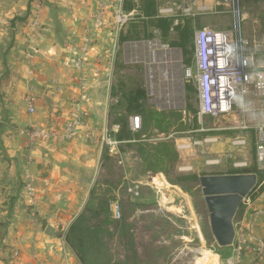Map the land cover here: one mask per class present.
Instances as JSON below:
<instances>
[{
    "label": "crops",
    "instance_id": "0c3cea01",
    "mask_svg": "<svg viewBox=\"0 0 264 264\" xmlns=\"http://www.w3.org/2000/svg\"><path fill=\"white\" fill-rule=\"evenodd\" d=\"M94 6L95 0H50L40 29L32 32L34 0H0V264H81L65 235L103 178L104 147L87 139V128L67 144L30 145L26 132L35 127L61 128L78 103L98 136L116 126L113 108L118 98L112 94L116 72L97 64L109 52V34L90 54L84 91L69 64L72 54L65 48L69 38L82 37ZM28 95L37 96L34 114L28 110ZM28 162L36 204L23 194ZM118 192L113 194L116 199ZM256 206L264 209V192ZM49 226L59 235L48 236ZM260 226L264 236V220ZM249 262L244 258L240 264ZM224 264L236 261L232 257Z\"/></svg>",
    "mask_w": 264,
    "mask_h": 264
},
{
    "label": "rangeland",
    "instance_id": "374dc122",
    "mask_svg": "<svg viewBox=\"0 0 264 264\" xmlns=\"http://www.w3.org/2000/svg\"><path fill=\"white\" fill-rule=\"evenodd\" d=\"M214 3L215 0H156V16L160 9H165L166 17L192 19L195 33L201 27L225 33L238 52L244 51L249 57L262 59L264 2L235 0L233 8L240 11L237 19L236 15H224L225 10ZM180 5L183 11L177 10ZM142 8L143 4L141 11ZM188 8L189 11L185 13ZM242 15L244 21L240 19ZM180 22L183 23L181 19ZM121 34L131 39L118 43L113 72L117 65L126 69L113 74L112 94L120 98L124 93L138 88L146 92L143 109L152 108L158 114L153 122V130L146 132L141 113L129 115V122L133 117H141L142 128L135 133H142L143 141H172L175 144L179 157L174 166L175 174H196L200 179L205 175L246 174L245 170L256 168L252 134L235 130L219 131L237 127L238 114L205 119L204 129L211 131L195 132L201 127L197 118L201 95L195 37L174 29L168 38L163 39L157 28L143 24L135 27L128 25ZM184 39L187 53L177 46ZM166 50L174 53L169 54ZM177 57L181 64L180 70H177L181 72V94L177 85L171 82L172 76L176 75ZM164 127H168L167 131H161ZM222 136L228 140L220 139L219 144L214 145L206 142L200 149L192 145L196 139ZM240 138L247 141L246 145L236 147L235 142ZM115 157L122 169L123 180L118 188V199L122 215L131 224L133 245L123 235L108 239L114 261L127 264H219L220 260L224 264L232 259L236 247L221 248L212 236L209 213L199 181L195 187L200 192L188 194L173 186L163 174L144 172L146 163L135 148L125 147ZM102 177L118 180L117 168L109 164L104 167ZM138 182L142 186L139 197L134 198L128 193V188ZM171 190L177 191L181 198L169 205L172 209H168L164 205V193ZM180 200L184 201L182 206ZM239 215L240 212L235 220Z\"/></svg>",
    "mask_w": 264,
    "mask_h": 264
},
{
    "label": "built area",
    "instance_id": "2783aa9c",
    "mask_svg": "<svg viewBox=\"0 0 264 264\" xmlns=\"http://www.w3.org/2000/svg\"><path fill=\"white\" fill-rule=\"evenodd\" d=\"M50 0H34L33 20L31 22V31L35 32L41 27V18L44 8ZM235 0H215V6L222 7L225 10L224 15H236L239 18L240 11L234 10ZM228 3V4H227ZM127 0H95V6L90 18L84 24V34L80 39L69 38L65 43V48L72 54L69 64L76 69L79 75V85L81 90H85L86 68L90 65V54L96 48L97 43L102 39L105 33L111 37L109 52L106 59L101 57L97 60L99 67L107 65L114 69L115 57L118 51L120 33L125 27L138 19H146L141 11L143 0H133V8L126 9ZM232 4V5H231ZM177 10L183 11V6H178ZM189 11L186 9L185 13ZM167 10L160 9L156 17H166ZM179 18V16H178ZM175 19L174 26L181 24L180 19ZM241 21L245 20L244 15ZM174 28L171 29L173 32ZM223 33H216L208 28H200L195 33L197 41V60L199 68L198 82L200 86V108L197 114L198 122L201 125L196 133L210 132L205 130L203 121L210 118L229 117L238 114L239 122L235 128H227L219 131H241L252 134L255 142V162L258 171L263 173L264 181V57L260 60L249 57L246 52H238L235 46V52L226 49L235 56L236 64L230 68L227 74L226 84H221L220 74L215 67V46ZM229 36L227 35V38ZM229 42V40H228ZM212 44V48L208 46ZM234 44V43H232ZM210 45V44H209ZM82 91V93H84ZM30 114L36 112L37 96L28 95L26 98ZM87 128V139L91 143L100 142L104 148L108 149L111 155L119 154V147L122 143L115 134L119 131L118 125L112 130H105L100 136L97 131L89 127V114L84 109L83 104L78 103L75 109L69 114L65 124L58 129L52 128H31L26 132V137L30 145L39 142H48L53 144H67L74 140L78 134ZM130 128L137 132L142 128L141 117L130 119ZM114 134V135H112ZM195 147L200 149L206 142L210 144H219L220 138L213 137L207 140H193ZM245 139H239L235 142L236 147L246 145ZM190 143V147L192 146ZM29 163L24 169V192L26 199L31 204L37 203V194L35 180L29 168ZM142 184L134 183L128 188V193L132 197H139ZM257 199L253 202L244 200L245 206L240 209V215H243L240 223L235 224L236 237L233 260L240 264L242 260L249 259V264H264V236L261 234L260 221L264 220V209L256 206ZM242 204V205H243ZM112 217L114 219L122 218V208L120 199L113 200L110 204ZM164 211V209H163ZM14 256H18V251H13Z\"/></svg>",
    "mask_w": 264,
    "mask_h": 264
},
{
    "label": "trees",
    "instance_id": "16d2710c",
    "mask_svg": "<svg viewBox=\"0 0 264 264\" xmlns=\"http://www.w3.org/2000/svg\"><path fill=\"white\" fill-rule=\"evenodd\" d=\"M252 1L256 3L264 2V0ZM133 5L132 0H127L126 9H131ZM142 11L146 19H138L132 22L129 27L143 24L157 28L161 32L163 39L168 38L172 28L184 34L188 32L192 38L195 37L192 19L179 17L178 19H181L183 23L175 27V17H156V0H143ZM198 24L201 26L200 23ZM130 39V36H123L121 34L119 41L123 43ZM184 41L185 39L183 43L177 46H180L187 53ZM125 69L126 67L117 65L115 72L118 74ZM145 99L146 92L140 88L124 93L117 99L113 108V123L118 125L120 129L115 136L119 141L124 142L120 145L119 150L123 152L125 147L135 148L142 161L146 163L144 172L161 173L168 178L173 186L179 187L188 194H198L200 190L195 187V184L199 181L198 175H179L174 172V166L179 157L176 146L172 141H143L142 133H135L131 130L129 115L134 112L142 114L143 126L146 128V132L154 128L153 122L158 117V114L152 108L143 109ZM167 129L168 127H164L161 131H167ZM115 158V155H111L108 149L104 148L103 167L112 164L113 167L117 168L119 178L115 181L103 177L97 183L91 191L84 210L73 221L65 235L66 243L75 253L81 264H127L113 260L108 243L115 236L123 235L124 237H128L129 244L133 245L130 234L131 224L126 220L124 214L121 219L117 220L112 217L110 211L111 202L116 200L113 193L123 183L122 169L118 166L119 163ZM245 173H255L259 177L256 188L247 197V201L253 202L264 192L263 173L258 171L257 168L245 170ZM244 206L245 204L241 206V209Z\"/></svg>",
    "mask_w": 264,
    "mask_h": 264
},
{
    "label": "water",
    "instance_id": "95a60500",
    "mask_svg": "<svg viewBox=\"0 0 264 264\" xmlns=\"http://www.w3.org/2000/svg\"><path fill=\"white\" fill-rule=\"evenodd\" d=\"M259 177L250 174L205 175L199 179V185L209 213V223L212 236L219 247H231L236 237L235 218L240 212L244 200L256 188ZM181 195L175 191L164 193V205L177 202ZM183 200L179 201L182 206ZM175 207V206H173ZM46 234L54 237L59 233L52 226Z\"/></svg>",
    "mask_w": 264,
    "mask_h": 264
},
{
    "label": "bare ground",
    "instance_id": "6f19581e",
    "mask_svg": "<svg viewBox=\"0 0 264 264\" xmlns=\"http://www.w3.org/2000/svg\"><path fill=\"white\" fill-rule=\"evenodd\" d=\"M208 46H210L212 48L211 43H208ZM226 49H229V50H232L233 52H235V45L232 44L230 41L228 42L227 35H222L220 37V39H218L217 45L215 46V55H216L215 67L217 68L218 74H220V82H221V84H224V85L226 84V80H227V75H226L227 73L226 72H229L230 68H232L233 65L236 64L235 56L232 54L233 52L230 53ZM166 51H169L168 52L169 54L174 53V51H171V50H166ZM176 61H177L176 62L177 63L176 64V72H174L176 75L172 76L171 82L175 83V85H177L178 90H179V94H181L182 93L181 87L179 89V83L181 82V84H182V80L180 79L181 78V72L177 71V70H180L181 64L178 60V57H177ZM167 75H168V73H167ZM177 76H178V78H177ZM173 78H175V79H173ZM170 79H171V76H170Z\"/></svg>",
    "mask_w": 264,
    "mask_h": 264
}]
</instances>
